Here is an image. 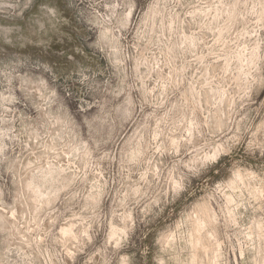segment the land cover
<instances>
[{"label":"clouds","instance_id":"obj_1","mask_svg":"<svg viewBox=\"0 0 264 264\" xmlns=\"http://www.w3.org/2000/svg\"><path fill=\"white\" fill-rule=\"evenodd\" d=\"M0 264H264V0H0Z\"/></svg>","mask_w":264,"mask_h":264}]
</instances>
